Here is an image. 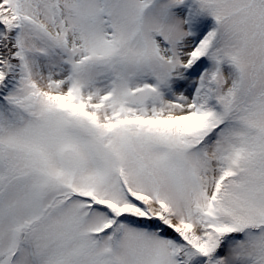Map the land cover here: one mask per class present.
Wrapping results in <instances>:
<instances>
[{
	"label": "snow or ice",
	"instance_id": "1",
	"mask_svg": "<svg viewBox=\"0 0 264 264\" xmlns=\"http://www.w3.org/2000/svg\"><path fill=\"white\" fill-rule=\"evenodd\" d=\"M0 264H264V0H0Z\"/></svg>",
	"mask_w": 264,
	"mask_h": 264
}]
</instances>
